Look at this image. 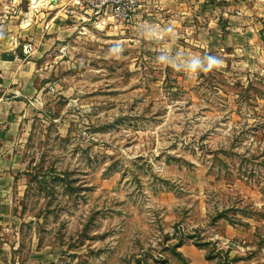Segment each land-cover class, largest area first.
Wrapping results in <instances>:
<instances>
[{
  "label": "rangeland",
  "instance_id": "374dc122",
  "mask_svg": "<svg viewBox=\"0 0 264 264\" xmlns=\"http://www.w3.org/2000/svg\"><path fill=\"white\" fill-rule=\"evenodd\" d=\"M186 4L184 20L160 10L143 31L68 38L65 125L37 124L27 144L36 175L19 210L24 259L185 263L178 247L194 241L225 264L229 245L217 251L204 235L223 219L250 230L236 247L264 264V0ZM55 5L0 0L3 56L25 55V30ZM65 6L94 23L80 0ZM209 58L219 63L207 71Z\"/></svg>",
  "mask_w": 264,
  "mask_h": 264
},
{
  "label": "crops",
  "instance_id": "0c3cea01",
  "mask_svg": "<svg viewBox=\"0 0 264 264\" xmlns=\"http://www.w3.org/2000/svg\"><path fill=\"white\" fill-rule=\"evenodd\" d=\"M53 1L56 5L43 14L44 22L37 23L36 20L25 30L27 35H32L34 54L26 56L13 49L10 53L14 58L4 60L0 50V264H37L32 259H24L18 250V230L22 223L19 210L23 198L35 184L36 175L29 167L27 144L37 124L44 133L51 126L65 125L67 100L74 93L68 84L74 63L70 60L73 56L63 58L62 54L76 47L68 38L77 32L85 34L92 28H105L107 33L114 35L125 34L131 29L143 31L147 26H157L151 22L160 10L168 11L175 20L189 16L188 0H143L133 24H117L109 12L91 25L85 13L72 14L70 9L63 7L69 0ZM81 29L86 32L78 31ZM214 229L204 235L208 236L207 241H214L219 246L217 251L224 249L225 243L229 245L224 250L229 257L225 264L259 262L245 249L236 247L237 241H244L250 230L247 232L243 226L232 225L223 219L215 223ZM178 251L187 264H217V259L209 258L207 251L194 241H186ZM185 263L171 257L164 264Z\"/></svg>",
  "mask_w": 264,
  "mask_h": 264
},
{
  "label": "built area",
  "instance_id": "2783aa9c",
  "mask_svg": "<svg viewBox=\"0 0 264 264\" xmlns=\"http://www.w3.org/2000/svg\"><path fill=\"white\" fill-rule=\"evenodd\" d=\"M143 0H80V6L84 12L90 15L91 20L96 23L101 21L110 12L114 20H122L132 24L134 15L140 8ZM35 45L31 42L23 47L25 55H32L35 52Z\"/></svg>",
  "mask_w": 264,
  "mask_h": 264
},
{
  "label": "clouds",
  "instance_id": "9594fccd",
  "mask_svg": "<svg viewBox=\"0 0 264 264\" xmlns=\"http://www.w3.org/2000/svg\"><path fill=\"white\" fill-rule=\"evenodd\" d=\"M218 61L213 59V58H209V67L207 69V71L212 70V68L216 67L218 65Z\"/></svg>",
  "mask_w": 264,
  "mask_h": 264
},
{
  "label": "trees",
  "instance_id": "16d2710c",
  "mask_svg": "<svg viewBox=\"0 0 264 264\" xmlns=\"http://www.w3.org/2000/svg\"><path fill=\"white\" fill-rule=\"evenodd\" d=\"M14 58V56H12V55H5V56H3V59L4 60H12Z\"/></svg>",
  "mask_w": 264,
  "mask_h": 264
}]
</instances>
